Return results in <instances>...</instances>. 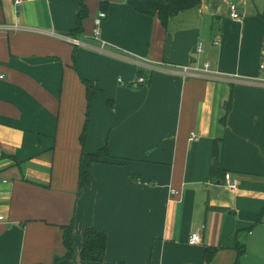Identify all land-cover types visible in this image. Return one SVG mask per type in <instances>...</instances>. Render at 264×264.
<instances>
[{"label": "crops", "instance_id": "0c3cea01", "mask_svg": "<svg viewBox=\"0 0 264 264\" xmlns=\"http://www.w3.org/2000/svg\"><path fill=\"white\" fill-rule=\"evenodd\" d=\"M84 3L77 33L78 0H0V264H55L71 225L74 264H264V4L203 0L165 28ZM83 79L87 151L112 158L79 190ZM87 229L107 234L102 263L80 260Z\"/></svg>", "mask_w": 264, "mask_h": 264}, {"label": "trees", "instance_id": "16d2710c", "mask_svg": "<svg viewBox=\"0 0 264 264\" xmlns=\"http://www.w3.org/2000/svg\"><path fill=\"white\" fill-rule=\"evenodd\" d=\"M81 4V10L78 15V29L77 33L82 31V25L84 20L88 16V8L86 7L84 0H78ZM203 3V0H128V5L137 13L149 16L157 17L161 24L167 28L170 21L178 14L198 8ZM76 32L71 33L72 37H76ZM83 83L87 89L88 99V111L87 121L85 123L82 135H81V158H80V175H79V190H83L90 183L89 169L93 164L105 163L111 159L112 156L108 147L101 149L97 153H89L87 151V134H88V122L90 116V109L95 97L92 85L89 81L83 79ZM224 123L226 118L223 119ZM218 144V143H217ZM218 153V147L216 148ZM74 229L73 226L65 228L64 245L67 250L66 255L62 258H57L55 264H74L75 258V243L73 239ZM107 248V234L95 229H87L85 232V239L82 252L80 254V260L82 262L89 263H102L104 262ZM214 249H208L206 256L208 261L213 259L215 254ZM244 254L242 249H239L238 262L241 256Z\"/></svg>", "mask_w": 264, "mask_h": 264}, {"label": "built area", "instance_id": "2783aa9c", "mask_svg": "<svg viewBox=\"0 0 264 264\" xmlns=\"http://www.w3.org/2000/svg\"><path fill=\"white\" fill-rule=\"evenodd\" d=\"M14 2V6L16 9H19L23 3V0H13ZM230 16L232 19L236 20V21H241L242 17L238 11V6L236 4H231L230 5ZM107 17V14L105 12L100 13V15L98 16L97 20L95 21V25L96 27H99L102 23V21ZM94 38L96 40L99 39V31H95L94 33ZM75 45H81L80 41L73 39L72 41ZM105 44V43H103ZM203 49H202V45H200L199 49H198V53H202ZM261 69L264 70V64H262ZM210 68L211 65L210 63H206L204 68L201 69L198 66H194L193 67H186L184 69V71L186 73H190L192 75H200L202 73H210ZM0 79H4V76L0 75ZM120 82L123 83V81L120 79ZM146 83V79L143 77H140L137 81H134L132 83V87L137 88L140 84H145ZM124 84V83H123ZM198 139V135L196 133H192L191 135V141H196ZM225 186L227 187V189H229L230 191H235L237 190L238 186H239V181L235 178H233V176L231 174H226L225 175ZM4 219L3 216H0V221H2ZM202 236L199 233H194L191 235L190 239H189V244L190 245H199L202 243Z\"/></svg>", "mask_w": 264, "mask_h": 264}, {"label": "rangeland", "instance_id": "374dc122", "mask_svg": "<svg viewBox=\"0 0 264 264\" xmlns=\"http://www.w3.org/2000/svg\"><path fill=\"white\" fill-rule=\"evenodd\" d=\"M212 2H215L217 5L219 3L224 2V0H211ZM238 1V0H235ZM264 4V0H247V5L244 6V8H247L249 11H251V9L255 12L256 8L258 7H262V5Z\"/></svg>", "mask_w": 264, "mask_h": 264}, {"label": "water", "instance_id": "95a60500", "mask_svg": "<svg viewBox=\"0 0 264 264\" xmlns=\"http://www.w3.org/2000/svg\"><path fill=\"white\" fill-rule=\"evenodd\" d=\"M214 167H215V168H217V167H218V165H217V163H216V162L214 163Z\"/></svg>", "mask_w": 264, "mask_h": 264}]
</instances>
